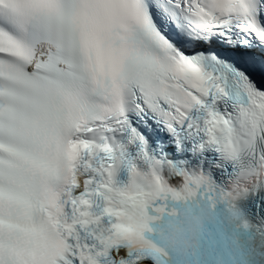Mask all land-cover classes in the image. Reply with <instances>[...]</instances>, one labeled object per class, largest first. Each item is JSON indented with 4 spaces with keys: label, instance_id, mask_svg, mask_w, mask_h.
Instances as JSON below:
<instances>
[{
    "label": "snow or ice",
    "instance_id": "6c2138e0",
    "mask_svg": "<svg viewBox=\"0 0 264 264\" xmlns=\"http://www.w3.org/2000/svg\"><path fill=\"white\" fill-rule=\"evenodd\" d=\"M0 264H264V0H0Z\"/></svg>",
    "mask_w": 264,
    "mask_h": 264
},
{
    "label": "clouds",
    "instance_id": "9594fccd",
    "mask_svg": "<svg viewBox=\"0 0 264 264\" xmlns=\"http://www.w3.org/2000/svg\"><path fill=\"white\" fill-rule=\"evenodd\" d=\"M191 242L194 243L195 242L194 239Z\"/></svg>",
    "mask_w": 264,
    "mask_h": 264
}]
</instances>
